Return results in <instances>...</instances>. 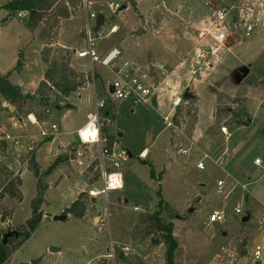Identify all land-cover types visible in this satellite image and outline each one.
Returning <instances> with one entry per match:
<instances>
[{"label": "rangeland", "instance_id": "obj_1", "mask_svg": "<svg viewBox=\"0 0 264 264\" xmlns=\"http://www.w3.org/2000/svg\"><path fill=\"white\" fill-rule=\"evenodd\" d=\"M13 1L0 0V7ZM134 1L138 11L128 0H87L88 12L102 14L106 19L99 30L102 37L94 35L97 39L93 49L100 61L114 48L124 50L120 67L126 62L133 66L135 61L140 63L138 60L153 61L158 81L154 87L149 77L151 67L139 66L129 71L153 87L155 106L134 104L133 99H115L109 88L115 75L100 63L92 68L89 57L79 56L88 50L82 34L85 23L82 1L75 15L61 23L55 43L69 44L73 66L90 74L91 82L70 94L63 103L48 107V115L46 110L38 117L35 113L40 125L28 122L27 112L35 111L30 106L20 116L15 111L11 115L0 106V134L11 137L5 140V150L0 151V165L7 166L13 176L20 175L22 181L20 200L11 197L0 200L1 237L25 225L32 217L37 179L28 168L29 158L34 153L41 172H47L57 160L59 150L77 143V131L87 122V114L95 113L94 91L99 100L109 101L113 106L115 120L107 127L109 134L116 137L118 148L133 155L123 162V190L110 192L108 203L104 194L89 196L91 191L103 190L102 179L93 180V175L71 159L58 163L46 173L42 177L47 187L41 221L12 255L10 264H123L116 253L114 260L110 258L113 246L115 251L123 249L124 255L141 256L147 264H166V244H158L156 240L152 245L150 240L140 242L132 236L140 216L157 210L159 192L180 215L173 220V234L178 242L174 264H237L241 258L236 247L244 242L246 253L242 264H264V225L260 224L264 217V137L261 135L264 130V9L260 11L261 23L250 39L234 41L229 37L225 46L213 43L211 47L216 50L210 52L203 45L199 47L196 37L186 38L200 21L211 22L213 12L207 0ZM257 1L264 4V0ZM218 3L226 5L223 0ZM115 5L119 9L113 12ZM8 15L7 10H0V74L10 73L11 82L17 85L21 82L19 86L24 94H34L46 69L40 56L44 45L38 38L42 26L31 31L25 19L18 15H12L4 23ZM230 22L231 18L227 17V33L231 30ZM90 24L93 27L96 21L91 20ZM114 26L118 30L110 33ZM202 28L200 24L198 31L195 29L198 37L204 32ZM143 29L145 32L138 35ZM201 51L206 52L204 57L199 56ZM21 53L24 66L17 72L15 67ZM182 61L185 64L175 69L171 86L161 84L166 77L162 72L170 73ZM246 72L249 74L243 78ZM177 84L181 99L186 90L198 99L191 104L192 110L198 105L199 111L190 138L186 136L188 118L182 116L180 127L173 121L179 106H189L182 100L173 107L169 89L173 90ZM242 87L250 122L247 126L237 125L233 117H227L217 125L213 118L216 95L234 97ZM166 117L171 126L167 125ZM44 121L58 127L51 137L40 134L42 130H49L42 125ZM15 123L17 128L13 126ZM222 126L227 127V135L221 133ZM148 137H151L150 144H147ZM170 151L177 153V163L172 165H169ZM86 153L94 160L98 149L88 147ZM256 160L261 165H256ZM198 163H202L203 169L197 168ZM240 167L246 175L238 170ZM151 170L156 173L154 178ZM219 181L225 184L222 196L215 193ZM81 194L87 205L84 217L68 215L65 221H56ZM237 207L241 214L234 213ZM215 211L225 214V223L210 222ZM245 218L248 221L243 225ZM257 247L262 250L259 261L254 258Z\"/></svg>", "mask_w": 264, "mask_h": 264}, {"label": "trees", "instance_id": "obj_2", "mask_svg": "<svg viewBox=\"0 0 264 264\" xmlns=\"http://www.w3.org/2000/svg\"><path fill=\"white\" fill-rule=\"evenodd\" d=\"M128 1L135 5L134 0ZM229 2L233 3L232 0ZM80 4L81 0H15L0 7V10L5 9L9 12L8 17L3 20L4 23L7 22L8 18L12 15L24 13L26 15L24 18L26 27L29 30L34 31L42 26L38 38L44 45L40 52V56L46 69L44 78L38 85L35 93L24 94L19 85L11 82L10 73L5 75L0 74V98L15 109L16 115L20 116L24 114L26 108L30 106L31 109L35 111H29L27 115H35L36 113L38 117L39 114L43 113V110H46L52 105L63 103L70 94L85 88L88 83L91 82L90 74L79 73L71 67V51L60 47L54 48L53 46L58 37L61 22L74 16ZM49 24L51 27H49ZM20 55L21 59L15 67V71L17 72H20L24 66L22 53ZM183 100V102H188L187 105L190 107L187 106L183 108L179 106L173 121L176 127H180V120L183 117H187L189 129L187 130L186 136L190 138L192 137V131L195 129L198 121V110H192L191 104L197 99L192 95L189 100H185L184 98ZM153 103H155V101H153ZM106 110H109V114L106 115V112H103V117L105 120H109L112 123L115 120V114L113 112V106L109 101L106 102ZM227 117H233L235 120L234 123L237 125L247 126L248 122H250L248 120L244 87H242L234 97H229L222 93L216 95V106L213 113L214 121L218 125ZM42 119H44V117ZM102 133L103 137L107 139L106 147L111 150L116 141V137L109 134L107 126L103 128ZM261 135L264 137V130L261 132ZM3 137L4 136L0 134V151L5 150L7 147V143ZM75 146L76 144L74 143L69 145L66 149H63L53 166L47 172H41L35 160L34 153L33 156L29 158L28 168L37 179V196L32 204V217L25 225L11 230L15 232V235L10 237L5 245L0 242V264H10L12 255L30 238L31 234L40 223L42 218L41 206L43 203L44 191L47 187L42 177L50 172L58 163L68 161L70 159L69 152H71ZM141 162L146 164L145 161L141 160ZM97 165L98 162L95 161L88 171V173L94 176L93 180L99 178V170L96 169ZM238 170L242 174H247L241 167L238 168ZM151 171V176L154 178L156 173L153 170ZM21 184L20 175L13 176L7 166L0 165V200L5 197L20 200L22 197L20 191ZM158 198L159 203L157 205V210L154 213L142 214L140 216L137 225L133 228L132 236L140 242L153 238L158 241V244H166V264H174L173 256L178 248V242L173 234V220L175 218H180V215H178L176 210L163 199L160 192L158 193ZM83 199L84 196L81 194L78 200L63 213V216L70 215L78 219L83 218L87 211V205ZM6 217V214L2 217L3 222ZM247 221L248 218L243 219V225H246ZM236 252L238 256L242 258L246 253V243L239 244L236 247ZM115 253L116 257L122 260L123 264H147L145 260L137 254L124 255L123 249L121 248H117Z\"/></svg>", "mask_w": 264, "mask_h": 264}, {"label": "built area", "instance_id": "obj_3", "mask_svg": "<svg viewBox=\"0 0 264 264\" xmlns=\"http://www.w3.org/2000/svg\"><path fill=\"white\" fill-rule=\"evenodd\" d=\"M82 1V9L85 12V23H84V35L88 45V51L80 54V56H87L90 59L92 68L96 63H100L103 67L109 69L114 75L115 78L109 85L112 96L117 100H128L133 99L134 104L139 105H153V101L156 98L155 91L153 87L156 84L155 78L152 79L153 87L147 86L138 76L132 75L129 69L137 70L133 68L128 62L123 63L122 66H119V60L122 56V51L118 48L112 49L101 61L95 54L94 51V41L98 37H102L100 31L95 32V26L91 27L90 21L97 19L98 15L95 12H88V2L87 0ZM219 1V0H218ZM217 0H207V3L210 6L215 7L211 8L213 16L211 22L207 24V28L203 30L204 32L200 35L201 38L209 36L212 38L215 44L224 45L227 42L229 37H232L234 41L241 39H250L258 26L261 23L260 11L264 9V4L258 3L257 0H232L233 3L225 2V6H222L221 3H218ZM113 12L119 9L118 5H115L112 8ZM24 13L18 15L19 18H25ZM227 17L231 18L229 33H227V25L225 21ZM96 25V24H95ZM227 28V30H226ZM114 32V27L111 29L110 33ZM94 35H96L95 38ZM206 49H209L210 52L215 50L210 46H205ZM203 52L201 53V57ZM162 75H165V72H162ZM95 82V77L93 73V83ZM95 90V87H94ZM94 100H95V113L90 115L89 121L85 126L77 131V143L73 147L72 151L69 152L70 159L73 158V161L77 163L79 167H83L88 172L89 169L93 166L94 162L97 161L98 165L96 167L99 170V177L103 181L104 188L101 192L91 191L89 193L90 197H97L99 194H104L108 203L109 193L118 192L123 190V174L121 172L123 168V162H126L129 159L128 152L125 149L117 147V141L114 142L111 150L106 147L107 139L103 137V128L105 126H110L112 123L109 120L102 118V113L106 112V101L99 100L96 91H94ZM46 115L50 113L49 110H46ZM22 121L21 118H19ZM27 120L30 125H40L38 119L34 114L28 115ZM168 126H171V122L168 117L165 118ZM43 126L49 128V130H42L40 132L42 137H51L54 131L58 130L56 124H49V121L41 122ZM15 128L18 127V124L13 125ZM221 133L224 135L228 134L226 126H222ZM4 140H11V137L4 135ZM88 147H95L98 149L97 158L89 159V156L86 153ZM62 151V150H61ZM60 151V153H61ZM183 155H186L185 151H181ZM256 165H261L260 160L255 161ZM198 169H203L202 163L197 164ZM224 182L219 181L216 185L215 193L217 196H222L224 194ZM246 186H244V189ZM137 208H134V211H137ZM235 214H241L242 211L239 207L234 209ZM210 222H219L225 223L226 216L221 212H214L210 217ZM264 225V217L261 219L260 224ZM126 251H129L126 249ZM261 248L257 247L254 252V258L256 261L261 259ZM110 258L114 260L115 258V249L112 247V255Z\"/></svg>", "mask_w": 264, "mask_h": 264}, {"label": "crops", "instance_id": "obj_4", "mask_svg": "<svg viewBox=\"0 0 264 264\" xmlns=\"http://www.w3.org/2000/svg\"><path fill=\"white\" fill-rule=\"evenodd\" d=\"M135 7H136V3H135ZM211 8H213L212 6H211ZM136 9H137V7H136ZM137 11H138V9H137ZM66 20H69V19H66ZM66 20H63L62 22H64V21H66ZM61 22V23H62ZM209 23V21L207 20V21H200L199 23H198V25L197 26H195L194 25V28H193V30H192V32H190V33H188L187 35H186V38L188 39V40H191L192 39V37H196V39L199 41V47H201L202 45L205 47V46H210L211 47V45L214 43V41L212 40V38L211 37H209V36H206V37H203V38H201L200 36L198 37L196 34H195V29H197V31H198V29H199V25L201 24V25H203V27L204 28H202L201 29V31H203V30H205L206 28H207V24ZM61 25V24H60ZM118 30V27L117 26H114V33L116 32ZM145 31H144V29L143 30H139V32H138V35L139 34H141V33H144ZM82 34L84 35V30H83V32H82ZM208 38H210V42H207V40H208ZM55 42H56V40H55ZM54 42V47H60V48H64V49H68L69 51H71L70 50V47H69V44L68 43H58V44H56ZM226 43V42H225ZM229 43V42H228ZM228 43H226V44H224V45H222V46H225V45H227ZM215 44V43H214ZM218 45V44H217ZM220 47H221V45H219ZM218 46V47H219ZM87 49H88V45H87ZM120 49V48H119ZM121 51H122V56L124 57V50H122V49H120ZM214 50H216V49H214ZM88 51V50H87ZM87 51H85V52H87ZM85 52H81L80 54H82V53H85ZM110 52V51H109ZM108 52V53H109ZM203 52V56L202 57H204L205 55H206V52L205 51H201L200 52V55L199 56H201V53ZM72 53V52H71ZM107 53V54H108ZM80 54H79V56H80ZM89 61H90V59H89ZM140 63H137L136 61L133 63V68H139V66H142V67H144V66H148V67H151V70H150V72L152 71L153 72V75H154V77L153 78H155L156 77V73L154 72V64L152 63L153 61H149V63H147L145 60L144 61H140V60H138ZM121 62V61H120ZM119 62V63H120ZM91 63V62H90ZM185 64V62H180L179 63V65H177L175 68H174V70H172L170 73H166L165 71H163V72H165V75L164 76H166L165 78H163V81H162V83L161 84H163V85H165L166 87L167 86H171V84H172V77H173V75L175 74V69H177L178 67H182L183 65ZM70 65H71V67L75 70V71H77V72H79V73H85V74H87L86 72H82V71H79V70H77L74 66H73V64H72V56H71V60H70ZM155 73V74H154ZM149 76H150V74H149ZM155 80L157 81V79L155 78ZM157 83H158V81H157ZM21 84V82L18 84V85H20ZM179 84H177V85H175V87H174V89L173 90H170L169 89V91L172 93V96H173V107H177V105H179V103L183 100V98L181 99V97L177 94L178 93V89H179ZM21 87V86H20ZM187 87V86H186ZM186 91H188V90H186ZM189 92V91H188ZM190 93V92H189ZM191 95H193L192 93H190ZM194 96V95H193ZM195 98L197 99V97L195 96ZM198 100V99H197ZM155 103H153V105L155 106L156 105V98H155ZM3 104H5V102L0 98V106L1 105H3ZM7 104V103H6ZM198 104V103H197ZM8 105V104H7ZM3 107V106H2ZM4 108V107H3ZM11 108H13V107H11L10 105H9V108H6L8 111H9V114H11V115H13V112H11ZM197 109H198V105H197ZM198 111H199V109H198ZM213 113H214V111H213ZM90 115H92V113H88L87 114V116H86V118H87V122L89 121V117H90ZM87 122L85 123V124H87ZM198 122V121H197ZM197 125V124H196ZM85 126V125H84ZM196 127V126H195ZM81 129V128H80ZM195 130V129H194ZM60 151L61 150H59V153H60ZM99 220V219H98Z\"/></svg>", "mask_w": 264, "mask_h": 264}, {"label": "water", "instance_id": "obj_5", "mask_svg": "<svg viewBox=\"0 0 264 264\" xmlns=\"http://www.w3.org/2000/svg\"><path fill=\"white\" fill-rule=\"evenodd\" d=\"M105 22H106L105 17L102 14L98 15V17L96 19V25H95L94 31L98 32L100 30V28L105 24ZM248 74H249V72H246L242 77L245 78L246 76H248ZM149 77L151 79H153L154 75H153L152 71L150 72ZM191 97H192V95L188 91H186L184 96H183V98L185 100H189ZM2 106L5 109L9 108V105H7L6 103L3 104ZM10 110H11V112L15 111L14 108H11ZM105 114L108 115L109 110H107ZM150 142H151V137H148L147 144H150ZM128 156H129V158L133 157V155L130 152H128ZM170 159H171V161L169 162V165H172L173 163H177V153L174 151H170ZM71 160H73L72 157H71ZM88 199H89V196H86L85 200H88ZM92 201L94 202V200H92ZM124 203L126 204L127 201L125 200ZM192 211H193L192 209H189V213H192ZM66 219H67V216H61V217L55 218L56 221H65ZM97 221H98V219H97ZM14 235H15V232H9V233L5 234L3 237L0 236V242L5 245L7 243V240ZM150 242L152 245L157 243V241L153 238L150 239ZM33 264H38V262H33ZM237 264H242V258L238 260Z\"/></svg>", "mask_w": 264, "mask_h": 264}]
</instances>
